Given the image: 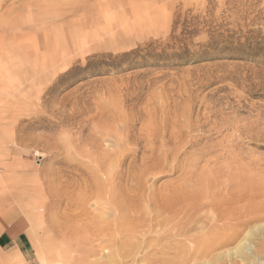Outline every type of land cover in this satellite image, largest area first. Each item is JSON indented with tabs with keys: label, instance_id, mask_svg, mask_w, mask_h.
<instances>
[{
	"label": "rangeland",
	"instance_id": "1",
	"mask_svg": "<svg viewBox=\"0 0 264 264\" xmlns=\"http://www.w3.org/2000/svg\"><path fill=\"white\" fill-rule=\"evenodd\" d=\"M0 61V264L100 263L145 206L263 216L264 0H0ZM172 240L123 263L176 264Z\"/></svg>",
	"mask_w": 264,
	"mask_h": 264
},
{
	"label": "bare ground",
	"instance_id": "2",
	"mask_svg": "<svg viewBox=\"0 0 264 264\" xmlns=\"http://www.w3.org/2000/svg\"><path fill=\"white\" fill-rule=\"evenodd\" d=\"M123 4V3H122ZM134 11V10H133ZM108 12V11H107ZM125 12V11H124ZM136 12V11H135ZM51 14V13H50ZM73 14V13H72ZM150 14V13H149ZM41 15H43V14H41ZM95 15H96V17H95ZM94 15V13L92 14L91 12H84V13H82V14H75V15H72V16H68V17H66V19L68 20V21H71V22H73V21H75L78 25H79V27H80V29H93V30H96L97 29V27H98V29H100V26L98 25L101 21H105V24H106V26H109L110 24H112V22L115 20V18L113 17V16H110V15H108V13H106V12H104V13H102L101 15H99V16H97L98 14H95ZM115 15V14H114ZM132 15V14H131ZM41 17V19H42V16H40ZM53 17H54V15H53ZM59 17H61V16H59ZM63 17V16H62ZM39 18V17H38ZM37 18V19H38ZM45 18H47V16L45 17ZM56 18H58V16L56 17ZM55 18V19H56ZM36 19V18H35ZM44 19V18H43ZM54 19V18H53ZM64 19V18H63ZM65 19V20H66ZM143 19V18H142ZM144 20V19H143ZM34 21V20H33ZM36 21V20H35ZM34 21V22H35ZM45 21V20H44ZM51 21H52V19H51ZM50 21V22H51ZM145 21L146 20H144V23H145ZM148 21V20H147ZM37 22H38V20H37ZM53 22V21H52ZM61 22V21H60ZM134 20H133V25H134ZM142 22V21H141ZM48 23V22H47ZM59 23V22H58ZM58 23H57V25H58ZM103 23V22H102ZM143 23V22H142ZM44 24V23H43ZM104 24V23H103ZM48 25V24H47ZM62 25H63V23H62ZM124 25H126L125 23H124ZM30 26V25H29ZM96 26V27H95ZM113 26H114V24H113ZM112 26V27H113ZM30 27H32V26H30ZM34 27H35V25H34ZM45 27H47V26H45ZM57 27V26H56ZM60 26H58V28H59ZM62 27V26H61ZM71 27H72V25H71ZM111 27V28H112ZM115 27V26H114ZM113 27V28H114ZM123 27V26H122ZM36 28V27H35ZM51 28V27H50ZM49 28V29H50ZM55 28V27H54ZM66 28V27H65ZM74 28H75V26H74ZM116 28V27H115ZM114 28V29H115ZM24 29V28H23ZM22 29V30H23ZM61 29V28H60ZM69 29V28H68ZM73 29V28H72ZM76 29V28H75ZM124 29V28H123ZM29 30V29H28ZM34 30V29H33ZM36 30V29H35ZM125 30H126V28H125ZM58 31V30H57ZM61 31V30H60ZM77 31H79L78 29H77ZM16 32V31H15ZM31 32V31H30ZM53 32H55V31H53ZM62 32V31H61ZM60 32V33H61ZM64 32V31H63ZM69 32V31H68ZM131 32V31H130ZM37 33V32H36ZM46 33H47V31H46ZM51 33H52V31H51ZM79 33V32H78ZM93 33V32H92ZM92 33H91V35H92ZM5 34V33H4ZM55 34V33H54ZM54 34L52 35V36H54ZM57 34V33H56ZM80 34V33H79ZM94 34V33H93ZM2 35V34H1ZM11 35V34H10ZM20 35V34H19ZM36 35V34H35ZM47 35H49V33L47 34ZM61 35H63V33L61 34ZM75 35H76V33H75ZM83 35V34H82ZM113 35V34H112ZM13 36H16V35H13ZM40 36V35H39ZM60 36V35H59ZM88 36V35H87ZM90 36V35H89ZM20 37V36H19ZM49 37H51V35H49ZM63 37V36H62ZM65 37V36H64ZM63 37V38H64ZM46 38H47V36H46ZM53 38V37H52ZM61 38V37H60ZM114 38H116L117 39V37L115 36V35H113V36H110L109 37V40L111 41V40H114ZM5 39V38H4ZM62 39V38H61ZM61 39H59V41L61 42ZM65 39H66V37H65ZM74 39V38H73ZM78 39V38H77ZM24 40V39H23ZM33 40V39H32ZM51 40V39H50ZM55 40H56V38H55ZM55 40H51V41H55ZM69 40V39H68ZM71 40V39H70ZM80 40V39H79ZM17 41V40H16ZM24 41H26V40H24ZM38 41V40H37ZM63 41H65V40H63ZM6 42H7V40H6ZM31 42V41H30ZM48 42H49V40H48ZM56 42V41H55ZM85 42V41H84ZM105 42V44L107 43L106 41H104ZM28 43V42H27ZM37 43V42H36ZM51 43V42H50ZM62 43V42H61ZM63 43H65V42H63ZM77 43H78V41H77ZM82 43V42H81ZM16 44H17V42H16ZM15 44V45H16ZM20 44V43H19ZM38 44V43H37ZM36 44V45H37ZM86 44H88V43H86ZM102 44H104V43H102ZM18 45V44H17ZM51 45V44H50ZM62 45V44H61ZM67 45V44H66ZM79 45H81V44H79ZM108 45V44H107ZM5 46H7V45H5ZM19 46V45H18ZM34 46V45H33ZM38 46V45H37ZM37 46H34V47H37ZM64 46V45H63ZM69 46V45H68ZM48 47H50V46H48ZM47 47V48H48ZM77 47V46H76ZM65 48V47H64ZM63 48V49H64ZM65 49H67V47L65 48ZM48 50H50L51 51V47H50V49H48ZM32 51V50H31ZM69 51V50H68ZM82 51V50H81ZM88 51V50H87ZM64 52V51H63ZM19 53V52H18ZM50 53V52H49ZM57 53V52H56ZM71 53V52H70ZM33 54V53H32ZM35 54V53H34ZM33 54V55H34ZM45 54V53H44ZM55 54V53H54ZM58 54H59V51H58ZM66 54V53H65ZM46 55V54H45ZM12 56V55H11ZM10 56V57H11ZM42 56H43V54H42ZM47 56V55H46ZM52 56V55H51ZM21 57V56H20ZM51 58V57H50ZM2 59H4V58H2ZM13 58H11V60H12ZM52 59V58H51ZM26 60V59H25ZM24 60V61H25ZM28 60V59H27ZM47 60V59H46ZM49 60V59H48ZM57 61V60H56ZM55 61V62H56ZM1 62V61H0ZM4 62H6V61H4ZM22 62V61H21ZM58 62V61H57ZM56 62V63H57ZM23 63V62H22ZM8 64V63H7ZM53 64V63H52ZM3 69H1V71H2ZM175 154V153H174ZM174 154H173V156H174ZM240 188V187H239ZM225 193V192H224ZM264 194V193H263ZM240 195V194H239ZM238 195V196H239ZM195 196V195H194ZM260 196V195H259ZM241 197H244V196H241ZM201 198V197H200ZM212 198V197H211ZM250 198V197H249ZM146 200V199H145ZM229 200V199H228ZM241 201H242V198L240 199ZM244 200V199H243ZM254 200V199H253ZM112 201V200H111ZM193 201V200H192ZM208 201V200H207ZM222 201V200H221ZM224 201V200H223ZM234 201V200H233ZM238 201V200H237ZM186 202L187 201H185V205H187L186 204ZM190 202V201H189ZM196 202V201H195ZM240 202V201H239ZM243 202V201H242ZM249 202V201H248ZM122 203V202H121ZM148 203V202H147ZM146 203V204H147ZM150 203V202H149ZM220 202H218V204H219ZM234 203H236V200H235V202ZM233 202H232V208L235 206V207H237L236 205H234L233 206V204H234ZM145 204V203H144ZM144 204H143V206L142 207H144ZM160 204V203H159ZM182 204V203H181ZM180 204V205H181ZM184 204L182 205V206H184ZM221 204V203H220ZM219 204V205H220ZM223 204V203H222ZM229 204V203H228ZM250 204V203H249ZM248 204V205H249ZM257 203H255V205H256ZM261 204V203H260ZM123 205V204H122ZM142 204H140L139 206H141ZM188 205H190V203L188 204ZM194 205V204H193ZM213 205V204H212ZM219 205L217 206L218 208H219ZM230 205H231V203H230ZM244 205V210H246L245 209V207H247V205L245 206V203L243 204ZM252 205H254V202H253V204ZM108 206V205H107ZM149 206V205H148ZM156 206V204H154V207ZM165 205H163L162 207H164ZM168 206V205H167ZM220 206H222V205H220ZM239 206V205H238ZM242 205L240 204V206L239 207H237V208H233V209H231V207L230 208H227V206H226V209H225V207H224V210H222V209H219L218 210V208H216L217 210H215V211H217V212H215L214 211V213H212L213 211H211V209H210V211H211V213H212V216L210 215L211 213L209 212V216H211V217H209L208 216V214L207 213H202L201 215H197L198 216V220L196 219V220H192L191 218H192V216H194L193 215V213L192 212H190V209H189V211L187 210V212H189V216H186L187 218H186V220H184L185 218H183L182 217V214L184 213V212H182L181 211V209L179 208V211L178 210H176L177 208L175 207H172V208H174L175 209V211H176V213L178 214H180V211H181V217H182V220L181 219H179L178 221H177V223H174V222H172V221H175L176 220V218L178 219V218H180V217H177L176 216V218H174L173 217V215L174 214H176L173 210H172V212L169 210H167V213H164V209L162 208H159L158 207V210L160 211V209H161V211L163 212V214H166L167 215V217H169L168 216V212H170L169 214H173L172 215V217L170 218H168L169 220L170 219H172V221L169 223L167 220L166 221H164L165 219V216H161L162 214H160V215H158V216H156V218H154V214H158V210L157 209H154L153 211H149L150 209H147V206H145L144 208H145V210L144 209H141V211H140V214L138 215L137 214V216L136 217H133L134 219H132L131 217V219H129L128 220V222H127V218H126V221H123V227H124V230H123V233H122V237L121 238H119V236H117L115 233H113V234H115L114 236H117L118 238H119V240L118 241H114L113 239V241H112V244H110V242H109V246H107L106 244H104L105 246H107V247H105L104 249H106L107 251H108V253H107V255L105 254V256H101V253L103 252V250H101V253L100 254H98V253H96V255L98 254V260L100 259V257H102L101 258V262L100 263H98V262H90V261H94V260H96V259H94V260H89V261H86V260H88L89 258V255L87 256V258L85 257V259L86 260H84V261H82V263L81 264H120V263H123L124 261H126L127 259H129V258H131V259H133L134 260V257L136 258V256H138V255H140V254H142V256L140 257L141 258V262L142 261H144V262H146V261H149L150 260V258H149V253L151 252V251H154V253H156L157 251H159V253L161 252V251H163L164 249H166L168 246H166V247H164L166 244H165V239L167 240L166 242H168L170 239H174V240H172V241H175V243L177 244V246L175 247V249L173 250L172 249V247H170L171 249V252L172 251H175V257H176V259H177V263L176 264H199V263H201L202 262V264L204 263V264H228V262L230 263V262H233L232 264H262V263H259L260 261H264V226L263 225H261V222H264V213H263V216L261 215V217H257V216H259V214H260V212L262 213V211H259L258 210V208H257V210L259 211V212H257V211H255L254 213H253V211H252V213L250 212V214H248L247 212H248V210H247V212H244L243 213V207H241ZM250 206V205H249ZM248 206V207H249ZM258 206V205H257ZM256 206V207H257ZM109 207H110V205H109ZM109 207H108V209H109ZM114 207H116V205L115 206H113V208ZM141 207V208H142ZM151 207H152V205H151ZM186 207V206H185ZM190 207V206H189ZM198 207V206H197ZM211 207V206H210ZM215 207V206H214ZM229 207V206H228ZM255 207V208H256ZM263 207V206H262ZM261 207V208H262ZM111 208V207H110ZM122 208V207H121ZM121 208H118V210H119V212L120 211H122V210H120ZM136 208V207H135ZM165 208V209H166ZM182 208V207H181ZM194 208V207H193ZM192 208V209H193ZM199 208H203L202 207V205L199 207ZM212 208V207H211ZM254 208V209H255ZM107 209V208H106ZM123 209H125V208H123ZM128 209V208H127ZM138 209V208H137ZM195 209V208H194ZM197 210H198V208H196ZM215 209V208H214ZM213 208H212V210H214ZM118 210H116V212L119 214V212H118ZM130 210V208L128 209V210H126V211H129ZM132 210V209H131ZM142 210H144V211H142ZM202 210V209H201ZM200 210V211H201ZM205 210V209H204ZM234 210V211H233ZM250 210H252V209H249V211ZM114 211V210H113ZM113 211H109V212H113ZM133 211V210H132ZM135 211V210H134ZM160 211V213H162ZM166 211V210H165ZM178 211V212H177ZM240 211H242L241 212V214H240ZM135 212H137V211H135ZM134 212V213H135ZM141 212H143V213H141ZM174 212V213H173ZM194 212V211H193ZM264 212V211H263ZM127 213V212H126ZM130 214V216L131 215H134V214H131L132 212H129ZM139 213V212H138ZM185 213H186V210H185ZM184 213V214H185ZM192 213V214H191ZM196 213V212H195ZM197 213H199V212H197ZM201 213V212H200ZM106 214H108L107 212H106ZM115 213H113V215H114ZM176 214V215H177ZM178 214V215H179ZM183 214V215H184ZM187 214V213H186ZM252 214V215H251ZM120 215H123V213L122 214H120ZM128 215V216H129ZM154 215V216H153ZM250 215V216H249ZM162 217L161 218V221H160V218L159 217ZM101 217V216H100ZM112 217V216H111ZM166 217V218H167ZM115 218H117L116 217V214H115ZM120 218H122V216L121 217H119V220H120ZM125 218V217H124ZM159 218V219H158ZM104 219V218H103ZM159 221H158V220ZM175 219V220H174ZM256 219V221L255 222H257L258 220H259V224L260 225H258V223H257V227H256V229H257V237L259 238L258 239V242H256V243H254V240L255 239H257L256 238V234H255V232H253L251 229H252V227H250V225L251 224H253V223H255V222H253L254 220ZM258 219V220H257ZM115 220V219H114ZM119 220H115V221H119ZM124 220V219H123ZM237 220V221H236ZM179 221H181L180 223H178ZM195 221H197V223H200L201 224V226H199V227H196V225H194V222ZM231 221H236V223H234V225H232L231 227H229V228H225L224 226H223V224H224V222H231ZM107 222H109L108 220L106 221V224L108 225V223ZM253 222V223H252ZM111 223V222H110ZM110 223H109V228L108 229H110L111 227H112V225H110ZM120 223V222H119ZM169 223V224H168ZM174 223V224H173ZM112 224V223H111ZM116 224H118V223H116ZM195 224H196V222H195ZM219 224L221 225V227H219ZM253 225H255V224H253ZM118 226V225H117ZM116 226V227H117ZM118 227H122V225L121 226H118ZM117 227V228H118ZM103 228H101V230H102ZM114 230V229H113ZM117 230H119V232L120 231H122V229L120 230V228L119 229H117ZM222 231L221 233H220V231ZM103 231V230H102ZM219 231V232H218ZM255 231V230H254ZM107 232V234H108V232H109V234H110V231H108V230H106L105 232L103 231V234H105ZM112 232H116V231H111V233ZM102 234V235H103ZM106 234V235H107ZM108 234V235H109ZM101 235V234H100ZM101 235V236H102ZM110 236H113L112 234H110ZM109 236V237H110ZM97 238H98V236H96ZM108 237V236H107ZM107 237H105V238H107ZM104 238V237H103ZM102 238V239H103ZM175 238H178V239H175ZM100 239V238H99ZM111 239V238H110ZM180 239V240H179ZM104 240V239H103ZM109 240V239H108ZM107 240V241H108ZM107 241H106V243H107ZM162 242H164V244L165 245H163L162 244ZM186 243H189V244H191L190 246H187L186 245ZM254 245H257V248H255L254 247ZM98 246V245H97ZM100 246H101V244H100ZM170 246V245H169ZM169 248V247H168ZM174 248V247H173ZM96 249V248H95ZM220 249H226L227 251L225 252V254L227 255V256H225V258L224 259H222L221 260V262H217V259H214L213 257H211V254H212V252L213 251H215V250H220ZM91 250H93V249H91ZM98 250V249H97ZM96 250V251H97ZM150 251V252H146V251ZM96 251H90V252H92V256H90V257H92V258H94V256H95V252ZM99 252V251H98ZM144 252V253H143ZM105 253V252H104ZM158 253V252H157ZM18 254V253H17ZM100 255V256H99ZM151 255V254H150ZM18 256V255H17ZM235 256V257H234ZM234 258V259H236V260H239L238 262L235 260V261H233L231 258ZM139 258V256H138V259H140ZM237 258H239V259H237ZM131 259L129 260V261H131ZM82 260V259H81ZM133 260H132V263H133ZM56 261H57V259H56ZM137 261V260H136ZM78 262H81L80 260L78 261ZM138 262V261H137ZM140 262V261H139ZM153 262V261H152ZM163 262V261H162ZM77 263V262H76ZM75 263V264H76ZM126 263V262H125ZM125 263H123V264H125ZM130 263V262H129ZM154 263V262H153ZM170 263V262H169ZM68 264V263H67ZM127 264V263H126ZM231 264V263H230ZM264 264V263H263Z\"/></svg>",
	"mask_w": 264,
	"mask_h": 264
}]
</instances>
